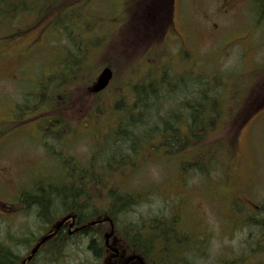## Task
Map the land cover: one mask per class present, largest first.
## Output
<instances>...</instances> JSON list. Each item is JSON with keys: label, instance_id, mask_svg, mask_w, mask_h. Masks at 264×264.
I'll return each mask as SVG.
<instances>
[{"label": "rangeland", "instance_id": "1", "mask_svg": "<svg viewBox=\"0 0 264 264\" xmlns=\"http://www.w3.org/2000/svg\"><path fill=\"white\" fill-rule=\"evenodd\" d=\"M63 1L61 6L74 11L69 14L72 32L86 41L94 38V44L88 47V62L91 65H100V61L113 63V81L99 101H104L113 91L123 92L124 83L134 81L131 77L143 74L150 66L156 67V60L158 68L166 64L165 68L169 67L175 74L181 73V67H188L192 55L190 73L209 76L219 71L224 74L234 72L235 78H242L243 88L255 84L258 75L259 83L255 89L252 86L245 97L240 95L246 102L234 113L232 124L213 128L216 129V140L233 142L235 147L230 156H225L226 148L220 154L221 161L226 164L223 168H228L229 181L219 186L217 192H205L204 180L198 181L193 176L182 182L176 168L179 164L175 166L176 158L147 152L139 158L140 166L136 172H131L129 164L125 165L126 173L131 174L126 180V188L133 191L151 189L149 202L138 207L136 213L159 212L170 200L171 205L179 204L186 221L193 224L194 220H199L209 230V262L219 254L237 253L244 246L249 228H243L242 222L236 223L253 200L264 202V108L260 107L264 97V70L261 72L264 47L262 52L253 48L245 51L244 47H252L257 39L250 38L245 43L241 38L248 29H245L246 24L252 21L245 19L243 0H175L174 10L172 0H167V7L156 10H152L154 0ZM162 1L166 3V0ZM61 6H55L54 14H60ZM149 11L156 15L154 19ZM33 19L27 15L16 18L14 25L22 27L23 36L9 37L14 28L8 26L0 30V124L7 131L0 136V235L4 240H9V234L21 238L36 231V215L21 214L19 209L18 197L23 189L37 180L62 184L64 180L57 175L67 173L68 166L90 165L95 157V146L105 147L112 137L110 127L115 121L110 111L111 98L102 112H91L96 95L89 90L90 83L71 86L69 101L63 103V110L57 111L71 127H75L76 134H67L62 140L60 132H47L48 135L42 134L41 141L38 122L46 118L47 107L27 112L22 119L24 123L13 126L12 102L16 103L18 111V105L24 109L29 98L35 99L39 73L47 75L51 72L52 56L58 53L51 43L57 34L45 23L30 29ZM89 26L95 27L92 34ZM174 28L176 36L172 40L167 37L163 40L165 33ZM60 36L63 41L67 37L63 33ZM183 40L189 50L179 55ZM165 50L167 54H163ZM4 61L7 67L2 65ZM102 67L98 68L96 76ZM237 82L226 78L224 84ZM62 154L72 162H64ZM93 165L100 166L98 163ZM107 179L124 184L117 182L122 177L115 171L107 175ZM233 203L243 211L239 212ZM189 215L191 217L187 219ZM87 241L82 238L78 248L68 251L65 260L57 264H92L94 259L87 250ZM117 245L122 248V240L117 238ZM27 250L25 246L22 254Z\"/></svg>", "mask_w": 264, "mask_h": 264}, {"label": "trees", "instance_id": "2", "mask_svg": "<svg viewBox=\"0 0 264 264\" xmlns=\"http://www.w3.org/2000/svg\"><path fill=\"white\" fill-rule=\"evenodd\" d=\"M63 2L0 0V30L8 26L14 28V33L24 34L22 27L14 25V22L19 16L27 15L34 18L30 29L45 23L51 32L57 34L51 43L57 47L58 53L52 56L51 72L47 75L39 73L40 82L34 101L29 98L24 109L18 105V111L16 105L13 107V126L23 124L22 119L27 112L48 108L46 118L38 122L41 141L42 134L48 135L47 132H60L62 140L67 134H76L75 127L57 113L65 108L63 103L69 101L71 86L92 84L99 67H114L111 62L103 64L100 61V65L88 62V47L94 44V38L92 36L86 41L72 32L69 14L74 11L61 6ZM255 3L254 20L258 26L264 27V0H256ZM56 5L63 7L58 15L54 14ZM94 28L88 27L91 34ZM62 33L67 36L64 41L61 40ZM165 65L160 68L158 65L150 66L143 74L131 77L130 80L134 81L124 83L123 92L117 94L113 91L104 101H99L104 92L96 95L95 104L91 105L94 114V111H103L109 98L113 100L110 107L115 116L110 127L112 137L105 147L95 146V157L90 165L83 168L68 166L67 173L56 174L64 180L62 184L37 180L21 194L19 192V209L22 213L36 215L38 229L36 227V231L27 237L9 234V240H4L1 234L0 264H22L25 257L22 249L27 246V252L31 250L33 244L48 233L63 215L75 217V225H85L80 231L81 237L61 241L60 234L44 244L26 264L60 263L68 251L78 248L82 238L88 240L87 250L94 259L92 264H98L97 261L106 255L103 231L108 220L114 225L115 235L122 239L125 254L137 255L145 264H264V202L257 203L252 199V205L244 210L240 222L236 223L242 222L243 228H249L244 246L237 253L219 254L210 262V252H207L209 230L199 220H194L193 224L186 221L179 204L171 205L167 200L169 205L159 212L136 213L138 207L149 202L151 189L133 191L126 188V180L131 174L126 173L125 165L129 164L131 172H136L140 166L139 158L147 152L176 158L175 166L180 165L176 168L182 182L192 176L198 181L203 179L207 193L217 192L219 186L227 184L228 168H223L226 164L221 161L220 154L226 148L225 156H230L235 147L233 142L216 140V129L213 128L232 124L234 113L246 102L240 95L245 97L253 86L243 88L242 78H235L234 72V75L221 71L209 76L202 73L180 75ZM263 70L264 63L261 72ZM226 78L238 82L225 86ZM5 132L0 124V136ZM62 156L64 162H72ZM113 171L122 177L117 182H123V186L107 179ZM232 205L237 208L235 203ZM237 210L243 211L242 208ZM93 221L97 223L89 224Z\"/></svg>", "mask_w": 264, "mask_h": 264}, {"label": "flooded vegetation", "instance_id": "3", "mask_svg": "<svg viewBox=\"0 0 264 264\" xmlns=\"http://www.w3.org/2000/svg\"><path fill=\"white\" fill-rule=\"evenodd\" d=\"M154 1H155V4L153 5V7H154L153 10L160 9L162 6H165V3H163L162 0H154ZM255 2H256V0H243V3H244L243 10H245L244 14L246 16L245 19L247 18L246 21H250V18H251L252 21L250 24L249 23L246 24L245 29L246 28H248V29L246 31V34L244 36H242L241 38L243 39V41L245 43H247L250 38L257 39V41L254 43V45L252 47H244L245 51L252 50V48H253L255 51L259 50V52H262V47H264V27L258 26L256 24V20H254L255 19L254 11H255V8L257 7ZM154 16H156V15H154ZM167 34L164 35V38H166V35H167L168 39L172 40L173 36H176V28H174L173 31H171ZM178 35H180V34L178 33ZM14 36H23V35L21 33L18 34L15 32V34L12 35V37H14ZM182 43L183 44L180 46L181 49L183 50V52L184 51L187 52L188 49L184 46L185 41L183 40ZM8 58H9V56L7 57V59ZM14 59H15V57H14ZM5 61L2 63V65L7 67L5 65ZM260 86L262 87V85H260ZM14 106H15V104H14ZM75 224H76V221H75V223L66 222L58 231L59 233L57 234V236L61 234L59 237V240L66 241L69 239V237H73V238L76 236L81 237L82 234L80 233V230H77L79 228V226L75 225ZM106 245H107V243H106ZM110 245L111 244H110V240H109V245H107V247L111 251L112 249H111ZM112 245L117 246V237L113 240ZM110 255H113V253H111ZM125 261H126L125 255L122 252H119V254L116 257H114L112 260H108V264H124ZM130 264H133V263H130Z\"/></svg>", "mask_w": 264, "mask_h": 264}, {"label": "water", "instance_id": "4", "mask_svg": "<svg viewBox=\"0 0 264 264\" xmlns=\"http://www.w3.org/2000/svg\"><path fill=\"white\" fill-rule=\"evenodd\" d=\"M112 77H113L112 69H110L109 67L104 68L101 71V73L99 74L95 84L93 85V91L97 93V92H100V91L104 90L109 85ZM62 224H63V222L58 224L57 229H59ZM109 236L110 235H106V239H108ZM49 238H50V236H46L45 238H43L42 241L35 247V249L33 250V253H35L38 250V248L41 245V243L45 242ZM115 252L118 253V250L115 249ZM136 258H137L136 256L130 257L127 260L126 264H128L129 261H131L133 259H136Z\"/></svg>", "mask_w": 264, "mask_h": 264}]
</instances>
